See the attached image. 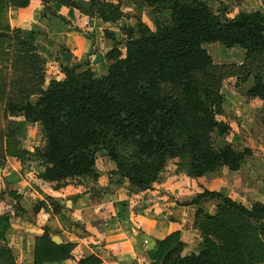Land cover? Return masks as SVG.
I'll return each mask as SVG.
<instances>
[{
  "label": "trees",
  "instance_id": "trees-1",
  "mask_svg": "<svg viewBox=\"0 0 264 264\" xmlns=\"http://www.w3.org/2000/svg\"><path fill=\"white\" fill-rule=\"evenodd\" d=\"M41 1L45 6L82 9L78 0ZM30 2L0 0V63L3 64L0 82L6 81L2 78L3 71L10 69L9 83L14 91L7 94L6 112H19L27 122H39L43 128L47 162L41 174L43 179L93 177L97 154L101 151L116 164L119 174L140 190L152 189L160 172L173 158L179 159L177 171L185 169L193 178L224 167L239 168L250 151L237 152L230 144L218 148L213 144V135L224 136L230 127L221 118L224 78L217 73L220 66H216L205 45L240 46L247 51L248 60L254 61L256 53L264 52V11L241 10L228 18L226 11L215 12L205 0H145L149 6L171 10V24H159L152 29L140 22L136 31L129 27L126 50L115 45L107 54L110 68L101 78L95 77L90 69L78 71V66L63 65L65 77L51 78L46 85L40 46L10 20L11 7L25 8ZM90 3L91 10L84 13L98 15L105 22H115L123 15L120 0ZM54 16L74 26L72 20L56 13ZM76 29L95 42L88 31ZM110 36L116 42L115 35ZM248 65L244 62L228 67L246 71ZM155 75L180 83L182 97L169 92L160 94L153 79ZM251 76L253 82L246 94L264 101V75L247 70L242 80ZM35 94L40 97L32 103L30 97ZM5 153L22 160L28 155L26 149L19 147L13 130L0 133V157L4 158ZM201 198L221 199L225 205L239 208L264 234L262 202H254L249 208L220 191L203 187V192L191 203ZM3 239L0 232V264H17L11 247ZM180 245L184 244L179 230L157 240L149 251V264H167L173 249ZM73 248V243L53 241L46 228L44 234L36 237L34 264L69 258ZM209 253L204 264H234L224 257L227 252L222 248H212ZM90 262L95 264L99 259L91 256L81 264ZM170 262L203 264L200 255L180 253Z\"/></svg>",
  "mask_w": 264,
  "mask_h": 264
},
{
  "label": "crops",
  "instance_id": "crops-1",
  "mask_svg": "<svg viewBox=\"0 0 264 264\" xmlns=\"http://www.w3.org/2000/svg\"><path fill=\"white\" fill-rule=\"evenodd\" d=\"M80 2L86 7L90 6V0ZM121 2L124 12L122 18L125 13L130 12L140 20L147 21L154 29L156 15L162 22L165 13L168 19L165 21H169L165 24H171L172 11L169 9H157L147 5L145 0ZM259 3L261 5H257L256 9L245 10L264 11L263 0H259ZM143 4L148 8L142 7ZM54 7L59 15L71 19L76 26L93 31L95 42L63 23L60 18L48 16L47 12L43 15L45 10L41 0H31L25 8L11 7V24L21 28L25 35L32 37L35 44L40 46L43 69L49 80L50 77H65L63 71L54 68V63L70 68L78 66V71L90 69L95 77L101 78L110 68L107 54L115 45L122 51L126 50L128 38L125 43L120 44L115 28H110L115 30L109 31L115 35L116 42L111 36H105L103 31L111 24L121 25L122 18L115 22H105L98 15L89 16L74 7ZM125 23L136 31V22ZM42 29L46 30L48 37L41 35L39 31ZM2 67L3 64L0 63V69ZM30 101L32 102V98ZM8 116L16 121L18 129L28 124L19 112L8 111ZM222 117L230 128L219 138H225L226 144H230L235 151L247 148L250 153L241 161L238 170L228 173L229 180L223 181L219 189L208 187L206 180L212 177L210 173L193 178L184 173L178 174L172 168L169 172L166 167L160 172L152 189L140 190L132 187L119 174L114 162H97L93 177L79 175L60 181H48L41 176L46 165L39 176L32 177L33 172L28 167L23 168L27 164L21 162L22 159L5 153L4 158L0 157V213L5 207L1 198L4 192L19 197L23 208L13 217L8 216L2 233L3 242L11 247L16 263L34 264L35 240L37 236L44 234L46 228H49L53 241L73 243L74 248L69 258L42 264H81L82 260L91 256L99 259L95 264H149V251L157 240L164 239L177 230L180 231V241L185 246L198 244L201 241V230L197 224V211L201 209V200L187 205H180L175 201L176 193L185 182L196 183L197 187L201 186L199 182L203 183L206 188L220 191L244 205H252L257 201L264 204V192L259 179L260 167H264V142L255 143L253 130L248 129L245 122L241 126L237 122L232 125L233 117ZM35 124L42 127L39 122ZM20 137L17 136L19 147L25 149L19 141ZM236 139H240L243 147L239 146ZM6 141L7 139L4 144ZM201 191L198 190L199 193Z\"/></svg>",
  "mask_w": 264,
  "mask_h": 264
},
{
  "label": "rangeland",
  "instance_id": "rangeland-1",
  "mask_svg": "<svg viewBox=\"0 0 264 264\" xmlns=\"http://www.w3.org/2000/svg\"><path fill=\"white\" fill-rule=\"evenodd\" d=\"M113 1L116 2L117 0ZM205 1L213 8L215 12L219 13L223 12V10L226 11V16L228 18L234 17L239 11L245 10V8L256 9L257 5H261L259 3V0ZM78 2H80V0H78ZM80 4L82 9L76 8L80 12L91 10V3L89 4V7H86L81 2ZM144 6L148 8L146 4H143L142 7ZM43 9L45 10L43 15H45L46 12L48 13V16H54V13L59 14L57 13L55 7L53 8V6L43 5ZM71 18L73 19V17ZM156 18V26L159 24H165V22H169L165 21L168 20L167 17H165V13L162 16V22L158 20V15H156L155 19ZM126 21H131L133 23L136 22L137 28L140 22H145L146 24H148L147 21L140 20L135 15L128 12L125 13L124 18L120 20V22L122 23L121 25H119V23H114L111 24L108 28L103 29L105 36L109 37L111 34H113L109 30L116 29L117 33L115 34L118 35V38L121 40L120 44L125 43L126 39L129 37L128 34L131 29L128 27L127 23H125ZM73 23L74 26L71 27H73L74 29L80 28L82 30H86L84 29V27H81L79 25L76 26L74 21ZM39 32L43 37H48V33L46 32V30L42 29V31ZM88 32L92 35L93 31ZM205 48L213 56V60L216 66H220L216 69L217 73L223 76L224 78L222 82V93L224 95L223 115L227 116V118L233 117L232 125L237 122V124L241 126V123L245 122L247 128L253 130V137L255 138V143L257 144L258 142H264V101L258 98H251L246 94L247 89L253 82V76H251L245 81L242 80L246 76L247 70L252 71L253 74L256 72L258 74L261 73L264 75V52L256 53L254 61H250L248 60L247 51L241 48L240 46L227 48L219 43H213L206 44ZM244 62H248L249 64V67L246 71L244 69L228 67L231 64L240 65ZM62 66L63 65L54 63V68L56 70L63 71ZM47 69H49V67ZM11 77L12 71L10 69H6L3 71L2 78H6V81L0 82V131L8 132L9 130H13L17 135V123L15 120L11 119L8 116V113L6 112L5 108L8 96L10 95L11 91H14L11 89L9 83ZM45 78L47 85L49 82V78L47 76H45ZM153 79L155 80L156 88L159 90L160 94L165 95V92H169L174 94V96L176 97H182L183 92L182 85L180 83L174 82L171 79H166L165 77H161L158 75H155ZM39 97L40 96L38 94H35L30 97V100L32 98V102H36ZM234 98H237V100H235ZM221 118L223 119V117ZM12 121H14L15 124L11 123ZM27 123L28 124H22L23 126L18 129V135L21 136L19 141L21 144L24 145L25 149L28 151V156L21 162H25L27 164L24 165L23 168L28 167L27 169L33 172L32 177H34L39 176L40 171L44 169L47 163L44 158L46 138L42 127L38 126L35 123ZM243 140L245 141L246 139H242V141ZM213 144L216 148L224 146V144H226V139H220L218 135L214 134ZM238 144L239 146L243 147L242 142L239 141ZM243 151L245 153L246 151L250 150L245 148ZM96 162L113 161L109 159V157L104 151H101L97 154ZM178 166L179 159L173 158L168 161L165 168L168 167L166 169L169 172L171 170L170 168H172L174 171H177ZM244 170L246 172V169ZM184 171H177V173L186 174ZM230 171L232 170L226 167L224 170L222 168L217 172H210L209 175L212 177L206 180V183H208L209 185L208 187L211 189H219L218 187L220 186V184H223V181L229 180L228 173H230ZM259 179L261 181V189L264 192V167L262 166L260 167ZM199 184L206 188L203 183L199 182ZM201 186H199V188L197 187L196 183H183L180 189L181 192L179 190L178 193H176L177 195L175 196V201L180 205H187L191 203L192 200L196 199L198 195L203 192V188H201ZM198 190L202 191L199 193ZM1 198L4 200L3 205L5 206L3 208L4 211L0 213V232L3 233V229L8 220V216L13 217L14 214H18L19 212H21L23 208L21 205L20 198L17 196H13V194H7V192H4ZM200 200L201 209L197 211V214L199 216L197 224L199 225L200 223L201 226V241L198 244H191L189 246H177L175 249H173L172 255L167 264H171L172 262L170 261L172 260L175 261L179 253L182 256H188L190 254L200 255L201 263H203L205 260L208 259V256L211 255L209 253V250L212 248H222L224 252H227L224 257L226 256L229 262H233L234 264H264V234L259 229H257L258 225L252 222L242 210L230 205H225L224 201H222L221 199L201 198ZM252 205L248 204L245 206L251 208ZM210 216L215 219L209 218Z\"/></svg>",
  "mask_w": 264,
  "mask_h": 264
},
{
  "label": "water",
  "instance_id": "water-1",
  "mask_svg": "<svg viewBox=\"0 0 264 264\" xmlns=\"http://www.w3.org/2000/svg\"><path fill=\"white\" fill-rule=\"evenodd\" d=\"M56 242H58V241H56ZM58 243H60V242H58Z\"/></svg>",
  "mask_w": 264,
  "mask_h": 264
},
{
  "label": "built area",
  "instance_id": "built-area-1",
  "mask_svg": "<svg viewBox=\"0 0 264 264\" xmlns=\"http://www.w3.org/2000/svg\"><path fill=\"white\" fill-rule=\"evenodd\" d=\"M110 264H113V263H110Z\"/></svg>",
  "mask_w": 264,
  "mask_h": 264
}]
</instances>
